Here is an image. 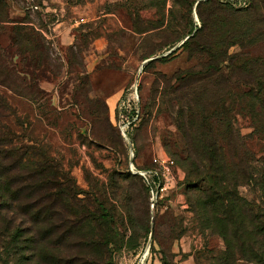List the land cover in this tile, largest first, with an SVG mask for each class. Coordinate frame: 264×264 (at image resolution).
Instances as JSON below:
<instances>
[{"label":"rangeland","instance_id":"1","mask_svg":"<svg viewBox=\"0 0 264 264\" xmlns=\"http://www.w3.org/2000/svg\"><path fill=\"white\" fill-rule=\"evenodd\" d=\"M259 77L264 0H0V173L36 237L0 264H224L220 233L197 223V178L183 168L153 207L132 165L206 139L238 174L256 166L264 117L244 94ZM187 106L208 124H182ZM237 176L261 205L259 182Z\"/></svg>","mask_w":264,"mask_h":264},{"label":"trees","instance_id":"2","mask_svg":"<svg viewBox=\"0 0 264 264\" xmlns=\"http://www.w3.org/2000/svg\"><path fill=\"white\" fill-rule=\"evenodd\" d=\"M198 32L199 30L192 36L194 33L192 30L188 40L195 38ZM187 43L188 41L185 42ZM175 52L176 50L172 54ZM193 72L192 70L184 71L182 76H190L194 74ZM251 87L244 96L249 99L251 107L259 104L264 117V77L256 78L255 82L251 83ZM187 107L186 116L179 113L182 124L187 116L192 122L195 116L202 115L206 116L205 120L208 124L210 116L202 112L201 107L197 110ZM180 109L182 112L186 110L183 105ZM229 128L233 129L231 123ZM214 133L213 129H206L203 138H216ZM194 149L197 150V148ZM199 149L198 153L186 150L185 156L181 159L175 155L170 156L182 170L188 169L190 175L197 178V184L194 186V191L197 193L194 196L196 204L194 203L193 207L196 210L198 225L220 233L226 244L225 258L222 259L224 264H231L233 260L234 263L264 264V195L263 203L258 205L235 190L238 185L235 183L238 180L237 175H241L246 182L257 180L264 191V159L256 166L251 165L250 168L238 174L236 170H233V166H230L231 163L220 142L205 139L199 144ZM174 157L178 160L176 161ZM8 178L7 171L0 173V253L36 246L32 221L17 215L19 207L16 193L12 191ZM141 179L146 191L149 190L144 179L142 177ZM142 210L144 216L146 211L144 206ZM101 216L104 221L110 220L112 228L115 229L116 224L114 220L111 221L106 211Z\"/></svg>","mask_w":264,"mask_h":264},{"label":"built area","instance_id":"3","mask_svg":"<svg viewBox=\"0 0 264 264\" xmlns=\"http://www.w3.org/2000/svg\"><path fill=\"white\" fill-rule=\"evenodd\" d=\"M136 168V167H135ZM132 171V169H131ZM183 170L168 156H159L154 159V168L138 170L150 190L151 204L156 206L160 200L174 192L182 181L179 175Z\"/></svg>","mask_w":264,"mask_h":264},{"label":"bare ground","instance_id":"4","mask_svg":"<svg viewBox=\"0 0 264 264\" xmlns=\"http://www.w3.org/2000/svg\"><path fill=\"white\" fill-rule=\"evenodd\" d=\"M132 169H133V170H136V169H135V167H134V165H132ZM133 173H135V172H133ZM153 207H155V205H154ZM148 254H149V248L147 249V251H146V254H145V257H144V258H147Z\"/></svg>","mask_w":264,"mask_h":264},{"label":"water","instance_id":"5","mask_svg":"<svg viewBox=\"0 0 264 264\" xmlns=\"http://www.w3.org/2000/svg\"><path fill=\"white\" fill-rule=\"evenodd\" d=\"M183 44H184V42H183ZM181 45H182V44H181ZM181 45H180V46H181ZM180 46H178L177 48H179ZM177 48H176V49H177ZM176 49H175V50H176ZM175 50H173V52H174ZM147 62H148V61H147Z\"/></svg>","mask_w":264,"mask_h":264}]
</instances>
